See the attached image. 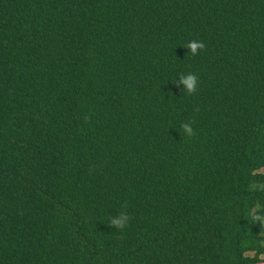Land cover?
I'll return each mask as SVG.
<instances>
[{"label":"trees","instance_id":"1","mask_svg":"<svg viewBox=\"0 0 264 264\" xmlns=\"http://www.w3.org/2000/svg\"><path fill=\"white\" fill-rule=\"evenodd\" d=\"M261 169L264 0H0V264H257Z\"/></svg>","mask_w":264,"mask_h":264},{"label":"clouds","instance_id":"2","mask_svg":"<svg viewBox=\"0 0 264 264\" xmlns=\"http://www.w3.org/2000/svg\"><path fill=\"white\" fill-rule=\"evenodd\" d=\"M185 47L190 50L191 56H196L199 51L205 48V44L199 40H192L188 44H186ZM179 78H180V82L184 85L185 92L188 93V92H193L194 90H196L197 83H198V77L195 74L190 73L188 75H181ZM196 111H199V109L197 108ZM87 119L88 118L86 117L85 120ZM181 127L187 137H191L194 135L189 124L187 123L182 124ZM110 219H111V226H113L117 230L122 231L128 226V223L131 217L125 214L124 212H121L119 215L113 216ZM253 220L264 223V217H262L259 214L254 215Z\"/></svg>","mask_w":264,"mask_h":264},{"label":"rangeland","instance_id":"3","mask_svg":"<svg viewBox=\"0 0 264 264\" xmlns=\"http://www.w3.org/2000/svg\"><path fill=\"white\" fill-rule=\"evenodd\" d=\"M259 172H263L264 173V169H261ZM263 227H264V223H262ZM257 264H264V255L260 256V262Z\"/></svg>","mask_w":264,"mask_h":264}]
</instances>
